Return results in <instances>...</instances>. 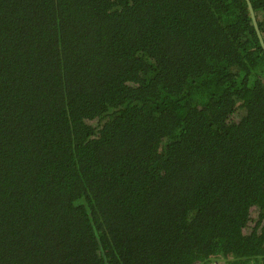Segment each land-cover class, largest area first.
Here are the masks:
<instances>
[{"label":"trees","instance_id":"16d2710c","mask_svg":"<svg viewBox=\"0 0 264 264\" xmlns=\"http://www.w3.org/2000/svg\"><path fill=\"white\" fill-rule=\"evenodd\" d=\"M214 261L264 264L246 0H0V264Z\"/></svg>","mask_w":264,"mask_h":264},{"label":"water","instance_id":"95a60500","mask_svg":"<svg viewBox=\"0 0 264 264\" xmlns=\"http://www.w3.org/2000/svg\"><path fill=\"white\" fill-rule=\"evenodd\" d=\"M247 4H248V7H249V11H250V15H251V18H252V21H253V25H254V28L256 30V33L259 37V40H260V43H261V46H262V49L264 51V42L262 40V37H261V34H260V31H259V28H258V25H257V22H256V18H255V14H254V11H253V8H252V5H251V2L250 0H246Z\"/></svg>","mask_w":264,"mask_h":264},{"label":"clouds","instance_id":"9594fccd","mask_svg":"<svg viewBox=\"0 0 264 264\" xmlns=\"http://www.w3.org/2000/svg\"><path fill=\"white\" fill-rule=\"evenodd\" d=\"M214 263H215V261H214ZM215 264H217V263H215Z\"/></svg>","mask_w":264,"mask_h":264},{"label":"rangeland","instance_id":"374dc122","mask_svg":"<svg viewBox=\"0 0 264 264\" xmlns=\"http://www.w3.org/2000/svg\"><path fill=\"white\" fill-rule=\"evenodd\" d=\"M223 264V263H222Z\"/></svg>","mask_w":264,"mask_h":264}]
</instances>
